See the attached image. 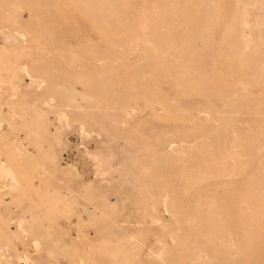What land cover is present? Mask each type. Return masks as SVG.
Instances as JSON below:
<instances>
[{"label": "rangeland", "instance_id": "rangeland-1", "mask_svg": "<svg viewBox=\"0 0 264 264\" xmlns=\"http://www.w3.org/2000/svg\"><path fill=\"white\" fill-rule=\"evenodd\" d=\"M0 264H264V0H0Z\"/></svg>", "mask_w": 264, "mask_h": 264}]
</instances>
